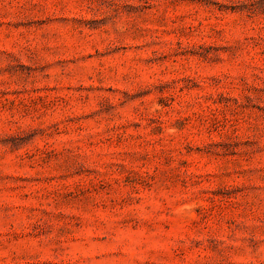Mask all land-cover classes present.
<instances>
[{
  "label": "rangeland",
  "instance_id": "rangeland-1",
  "mask_svg": "<svg viewBox=\"0 0 264 264\" xmlns=\"http://www.w3.org/2000/svg\"><path fill=\"white\" fill-rule=\"evenodd\" d=\"M0 264H264V0H0Z\"/></svg>",
  "mask_w": 264,
  "mask_h": 264
}]
</instances>
